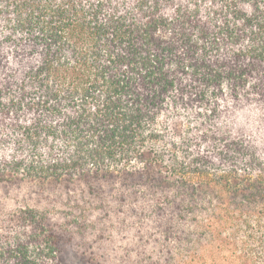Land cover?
Returning a JSON list of instances; mask_svg holds the SVG:
<instances>
[{
    "label": "trees",
    "instance_id": "obj_1",
    "mask_svg": "<svg viewBox=\"0 0 264 264\" xmlns=\"http://www.w3.org/2000/svg\"><path fill=\"white\" fill-rule=\"evenodd\" d=\"M78 238L264 264V0H0V264Z\"/></svg>",
    "mask_w": 264,
    "mask_h": 264
},
{
    "label": "rangeland",
    "instance_id": "obj_2",
    "mask_svg": "<svg viewBox=\"0 0 264 264\" xmlns=\"http://www.w3.org/2000/svg\"><path fill=\"white\" fill-rule=\"evenodd\" d=\"M114 228L115 227H111L112 231H114V234H112L111 237L108 238V240L104 241V243H98L96 245L97 248H100V250L101 247L107 248L113 258L132 254L133 250L136 249V246L134 245L132 239L133 230L131 229V227H129L128 225H123L118 227L116 230ZM82 245L84 244L83 242H80V238H78V241L75 240L73 242L66 243L64 245L65 247L58 255L60 264H86L82 261H84V253H89V251L87 250V248H82Z\"/></svg>",
    "mask_w": 264,
    "mask_h": 264
}]
</instances>
